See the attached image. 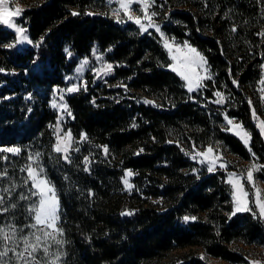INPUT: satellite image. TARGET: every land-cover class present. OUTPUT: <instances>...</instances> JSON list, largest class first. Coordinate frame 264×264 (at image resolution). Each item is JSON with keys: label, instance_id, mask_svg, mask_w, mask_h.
<instances>
[{"label": "trees", "instance_id": "trees-1", "mask_svg": "<svg viewBox=\"0 0 264 264\" xmlns=\"http://www.w3.org/2000/svg\"><path fill=\"white\" fill-rule=\"evenodd\" d=\"M161 1L173 19L162 24L167 36L207 62L212 80L203 94L189 95L155 30L116 20L105 0H38L17 19L26 46L0 22V229L14 230L16 241L8 247L22 251L21 237L43 231L33 227L38 197L28 166L42 169L60 200L59 234L34 258L25 254L30 264H248L236 244L264 243L254 207L233 215L228 169L209 171L195 155L221 141L246 160L252 153L264 170V120L248 94L264 61V35L249 31L258 2L204 0L203 9L194 0ZM95 46L113 71L96 81L88 75L64 94L59 113L54 91ZM226 95L236 106L226 108ZM60 115L72 139L65 154L55 151ZM226 116L248 132V146ZM192 247L202 254H174ZM20 260L9 252L0 264Z\"/></svg>", "mask_w": 264, "mask_h": 264}, {"label": "rangeland", "instance_id": "rangeland-1", "mask_svg": "<svg viewBox=\"0 0 264 264\" xmlns=\"http://www.w3.org/2000/svg\"><path fill=\"white\" fill-rule=\"evenodd\" d=\"M178 1V0H177ZM38 2V0H6L7 6L9 8L10 12H14L16 9H20V15L14 16L11 18V23H14L17 28H22L20 24L17 23L18 17L21 16L22 12L26 9L32 7ZM176 2V1H175ZM258 2V8H259V16L254 23V27L252 29L249 28V31L253 34H256L258 36H261V33H264V0H256ZM121 0H105L106 6L109 8L110 14L118 21L122 22H132L135 24V26L142 30L140 28V25L135 22V19H129L127 15H125V10L121 9L120 7ZM193 4H203L202 8L206 9V5L204 4V0H194L192 1ZM145 5H147V13L148 15H151V13H156V15L151 16V23L152 26L147 27V29H153L155 30L158 35L160 36L163 45L165 46V41H168L170 44V48H166L168 52V56L170 59V69L173 71V67L177 68V71L175 72L183 81V85L189 95L193 94H203V91L206 90L207 87L206 83L209 80H212V75L210 73V69L207 65V62L204 58V56L197 51L194 47H192L189 43H178L177 41L170 39L165 31L162 29V24L167 23H173V19L171 17H167V3L163 2L161 0H132L129 6V13L135 16L141 17V23L145 24L146 26L149 24V20L145 18ZM3 23V22H2ZM16 35V40L20 45L26 46L27 44H30L28 37L26 36L25 32H23L22 35H18L16 33L15 28L10 27ZM157 28L159 31H157ZM23 29V28H22ZM144 31V30H142ZM23 36L27 37V40L23 39ZM187 44L189 47L185 48L183 45ZM177 46H181L179 50H177ZM190 49H195V52L190 51ZM197 53L199 55H197ZM90 55H93L91 58L85 57L82 58L78 65L76 66L75 70L72 74L66 77L67 80V87L63 90H55L54 96L52 98V105H56L55 107L58 109V112L63 113L66 110V106L63 103L64 94L66 93H73L68 92L67 89L69 88H76L80 89L83 86L86 85L88 81V75H91L93 80L96 81V79H102L105 78L110 72L113 71L112 64H109L105 62L103 59L104 57L101 55L98 48L95 46L93 47L92 53ZM175 56L176 60H173L172 57ZM201 58H203L201 60ZM108 65H111V70L108 71ZM179 72H183L189 79H184ZM264 80V61L262 64V73L260 75V79L258 80L257 84L255 86L248 88V94L253 99V102L256 105V113L258 114V118L264 120V84H261V81ZM189 81H191V87L192 90H189ZM226 98L228 99L226 101L227 103V109L230 108V106H236L235 101L228 95H226ZM220 99V97H219ZM64 114V113H63ZM64 115H60V121H59V132L58 137L55 142V146L59 143V146L64 149L67 147V151L70 149L72 144L71 136L65 132H63L61 129V124L63 122ZM228 120H232L233 124L229 125ZM224 124L230 129L232 132H234L240 139L241 136L237 133L241 130L236 128V125H240V123L237 121L236 117H225L224 118ZM243 129V127H242ZM244 132H247L245 129H243ZM248 133V132H247ZM243 143L245 144L244 140L241 139ZM250 138L248 139V143L245 144L246 146L249 145ZM207 148H198L195 152L196 158L200 160L201 162H206L210 165L212 169L220 168V169H228L227 174V180L229 182V176L230 174H234L233 176V182L238 185L243 186V191L247 193L246 196L242 195L238 188L233 186V183H230L232 194V203H233V212L235 213H242L245 211H248L252 207L255 208V210L258 212V214L261 216V218L264 220V213L261 212V204H264V170L261 168L259 163L254 158V155L251 153V158L244 159L236 154H233L229 151L228 147L224 146L221 141H213L210 143ZM211 147L213 149L212 153H207V149ZM67 151H61L64 154L67 153ZM200 153H206V155H200ZM223 165V166H222ZM34 168V167H33ZM37 170H40L36 168ZM253 171V180L250 182L246 179L247 172L249 170ZM40 177L44 178L48 181L47 177L43 173V171H40ZM48 186H51L55 189V196L58 199V207L56 216L57 219L55 221V227L54 228H48L45 225H36L35 228H42V234L40 235L42 237V242L44 243H51L53 242L57 235L59 234V231H56V229H59V216H60V200L58 196V192L56 188L48 181ZM46 187V186H45ZM35 189V188H34ZM37 189H35V192ZM259 191V197L257 196V192ZM38 202H39V196ZM237 203H239L240 207L247 208L248 210L245 211H236ZM35 225V222L34 224ZM43 232H49L52 235L49 237H43ZM238 248H240L243 252V254L246 256L248 260V264H253V262H258V264H264V243H254L252 245H246L238 243L236 244ZM200 249L196 247L192 248H186L176 251L174 254H188V253H196V254H202L200 253ZM213 263H222V261L211 259ZM17 264H24L23 260H20Z\"/></svg>", "mask_w": 264, "mask_h": 264}, {"label": "snow or ice", "instance_id": "snow-or-ice-1", "mask_svg": "<svg viewBox=\"0 0 264 264\" xmlns=\"http://www.w3.org/2000/svg\"><path fill=\"white\" fill-rule=\"evenodd\" d=\"M131 2H132V0H121V3H120L121 9L125 10V15H127L130 20L135 19V22L140 25V28L142 30L146 31L147 27L152 26L151 16L156 15V13L153 12V13H151V15H148L147 5H145V10H144L145 11V18L149 20V24L146 26L145 24L141 23V17H139V16L133 17V15H131L129 13L128 9H129ZM20 11H21L20 9H16L14 12H10L9 8L7 6L6 0H0V22H3L8 27L15 28L16 33L18 35H22L24 32V29L17 28L15 26V24L11 23L10 21H11L12 17L20 15ZM73 14L75 15L76 13H73ZM157 31H159L158 28H157ZM233 31H235V29H233ZM261 35H264V33H261ZM23 39L27 40V37L23 36ZM9 47H11V45H9ZM165 47L170 48V44L168 41H165ZM180 47L181 46H177V50H179ZM183 47L187 48L189 46L187 44H185V45H183ZM190 51L195 52V49H190ZM197 55H199V54L197 53ZM172 59L176 60V57L173 56ZM202 59L203 58H201V60ZM107 70L108 71L111 70V65H108ZM0 71H3V69H0ZM173 71H177V68L173 67ZM178 74H180L186 80L189 79L183 72H179ZM233 83H235V81ZM261 84H264V80L261 81ZM77 90L78 89H76V88L67 89L68 92H73V91H77ZM189 90L190 91L192 90L191 81H189ZM216 95L218 97H220V100H217L216 102L220 103L221 100L223 99V97L221 96V94L219 92H217ZM249 103L251 104L252 102L249 101ZM53 106L55 107L56 105H53ZM253 117H255V111L254 110H253ZM228 124L232 125L233 121L228 120ZM260 126H261V131L264 132V121L260 122ZM235 127L241 130L237 134L240 135L241 139H243L245 144H247L248 139L250 138L249 134L247 132L243 131L241 125H236ZM68 135L70 137V134H68ZM4 151L15 153V152H19V149L7 148V149H4ZM55 151L56 152H61V151L66 152L67 147L62 149L58 143L56 148H55ZM104 151H105V153H107V148H105ZM212 152H213V149L211 147H209L207 149V153H212ZM200 155H206V153H200ZM64 158L67 159L68 157L65 156ZM208 170L212 171V168L209 167ZM26 171L28 173V177L32 180L31 187L37 189V191L33 192L32 195L39 196L38 204L32 209V211H34V213H35V225H33V227H35L36 225H45L48 228H54L55 227V221L57 219L56 212H57V207H58V199L55 196V189L51 186H48V181L46 179L40 177V171H42V169L37 170L36 168L28 166ZM233 176H234V174H230L229 183H233V186L238 188L242 195L246 196L247 193L243 191V186L235 184L233 182ZM246 179L250 182L253 180V171L251 169L247 172ZM125 183H127V181H125ZM257 196L259 197V191L257 192ZM21 198L23 199L25 197H21ZM0 203H3L2 197H0ZM260 207H261V212L264 213V204H261ZM245 210H248V209L240 207L239 203H237L236 211H245ZM4 211H7V209H4ZM234 214H235V212H233V215ZM184 219L187 221L189 219V217H185ZM192 219H195V217H193ZM56 231H60V230L56 229ZM0 233H3V242H4V249L0 250V258L7 256L8 253L11 252L13 255H15L19 259L23 260L24 264H30V261L27 259V257H33L34 258L33 254L38 250V248L41 246V243H42V237L41 236H35V234H33V236H34L33 240H29L27 237H21V239L23 241V250L17 251L16 247H8L9 242L16 243L14 230L12 232V235H8L7 233H4L2 229H0ZM51 235L52 234L49 232H43V237H49ZM57 243H59V241H57ZM44 252L45 253L47 252V247L44 248ZM25 254H27V257L25 256ZM253 264H258V262H253Z\"/></svg>", "mask_w": 264, "mask_h": 264}]
</instances>
